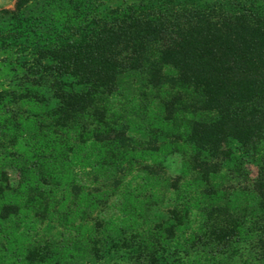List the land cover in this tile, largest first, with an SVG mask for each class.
I'll return each mask as SVG.
<instances>
[{
	"label": "trees",
	"instance_id": "16d2710c",
	"mask_svg": "<svg viewBox=\"0 0 264 264\" xmlns=\"http://www.w3.org/2000/svg\"><path fill=\"white\" fill-rule=\"evenodd\" d=\"M169 1L0 11V264H264V0Z\"/></svg>",
	"mask_w": 264,
	"mask_h": 264
},
{
	"label": "rangeland",
	"instance_id": "374dc122",
	"mask_svg": "<svg viewBox=\"0 0 264 264\" xmlns=\"http://www.w3.org/2000/svg\"><path fill=\"white\" fill-rule=\"evenodd\" d=\"M129 1V0H127ZM208 0H170V4L178 5H205ZM168 2V0H165ZM14 0H0V11L4 9H11L13 7ZM1 16V14H0ZM66 33H72L76 30V27H65ZM28 29L20 24V22L11 21L9 19L4 20L0 17V64H14L23 57L24 47L27 45L25 37L27 36ZM0 73H5L1 72ZM9 73H18L16 70ZM233 149V154L231 160L228 162L229 166H232L236 161H242L245 156L242 154V150L237 143L231 144ZM163 163L165 170L170 175H175L180 169V156L177 154H169L163 157ZM247 166L250 169L251 175L254 176L257 171L255 163L249 162ZM233 260H230L232 264ZM73 264H131V259L124 253H116L108 258L102 260H86L81 262H76Z\"/></svg>",
	"mask_w": 264,
	"mask_h": 264
}]
</instances>
